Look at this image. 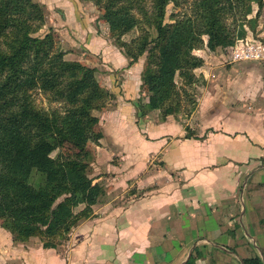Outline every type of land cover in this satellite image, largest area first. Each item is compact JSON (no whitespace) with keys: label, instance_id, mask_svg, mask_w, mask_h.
Segmentation results:
<instances>
[{"label":"crops","instance_id":"0c3cea01","mask_svg":"<svg viewBox=\"0 0 264 264\" xmlns=\"http://www.w3.org/2000/svg\"><path fill=\"white\" fill-rule=\"evenodd\" d=\"M43 1L60 9L69 29L58 31L71 40L81 28L78 0ZM203 72L224 74L197 111L204 135L187 139L173 116L135 131L125 114L105 113L97 159L120 173L94 179L107 194L93 216L55 249L34 238L15 242L0 226V264H243L264 257V67L240 77L234 67Z\"/></svg>","mask_w":264,"mask_h":264},{"label":"trees","instance_id":"16d2710c","mask_svg":"<svg viewBox=\"0 0 264 264\" xmlns=\"http://www.w3.org/2000/svg\"><path fill=\"white\" fill-rule=\"evenodd\" d=\"M149 1L150 10L145 0H95L132 63L147 56L142 87L148 102H139L140 117L161 111L165 121L182 111L188 93L180 82L185 87L196 82L193 72L204 62L194 51L203 47V37L210 49L233 47L247 32L240 26L236 35L227 17L244 7L249 15L252 4L264 0H194L191 14L181 20L171 16L170 23L166 10L177 0ZM44 23V7L33 0H0V226L15 242L37 238L55 249L93 216L105 196L103 186L85 178V167L92 155L89 145L99 146L103 139L93 112L103 109L108 94L97 70L65 59L54 30L35 36ZM143 23L154 36L123 40ZM35 91L50 95L63 111L38 109ZM186 132L187 139L194 137ZM244 263L264 264L260 257Z\"/></svg>","mask_w":264,"mask_h":264},{"label":"rangeland","instance_id":"374dc122","mask_svg":"<svg viewBox=\"0 0 264 264\" xmlns=\"http://www.w3.org/2000/svg\"><path fill=\"white\" fill-rule=\"evenodd\" d=\"M33 1L42 5L45 12L44 27L35 36L44 37L51 30H54L58 47L66 53V60L81 62L85 66L97 70L96 77L101 86L107 92L108 99L106 100L103 109L100 111H94L93 115L100 119L99 128L102 133L104 132V137L106 133L105 129H102L101 120L108 113L119 111V113L125 114L124 119H122L126 122L128 128H135V131L141 129V126H146L147 129L149 126L163 122L161 111L151 112L144 118L140 117V111L138 108L139 102H148V93L142 87V75L146 67L147 56L144 55L138 60V62L132 63L131 59L125 54V50L119 47L118 42L111 35L108 25L102 20V12L97 7L95 0H78L79 14L76 15L79 19V22L77 21V23L81 28L79 30L75 27V30L77 31L70 34L72 41L69 40L65 34L61 35V31H58L59 29H69L65 27L62 22L58 13L60 9H50L48 7L49 5L42 4V2H44L43 0H41V2L39 0ZM177 2V4H171L167 7L166 23L171 22V16H175L174 20H181L184 16L191 14L194 0H177ZM144 5L147 10L151 9V1L145 0ZM226 23L235 31L236 35H238V32L240 31V26H243L247 32L246 37L237 40L235 45L231 48H216L213 50L208 46L209 38L204 36L203 47L194 51V55L204 62L201 68L193 72L196 82L193 83L191 87L182 86V82L179 84L180 88H185V90H187L188 95L183 94L182 111L173 117L176 118L177 122L182 125L186 131L189 129L188 133L193 136L204 135L203 122L201 119H198L199 116L197 111L205 106L204 96L206 95V91L210 92L214 97L213 92L216 91L213 90L216 85L215 83L221 81L224 75L217 73V75L210 74L206 77L203 72L204 67L221 66L225 72L234 67L237 69L236 74L239 77L244 71L251 67H258L260 70L264 67V61L262 60H240V58H235L234 56L236 48L238 49V47L243 45L242 42H248L249 44L261 43L264 45V1L262 5L252 4V13L249 15L246 13V7L243 9L241 8L236 14L229 15L226 19ZM81 25L84 29H82ZM148 33L153 36L155 35V31L152 29L150 30L146 24L143 23L141 28L126 35L123 40L125 42H130L134 38L140 40ZM87 45H93L92 50L95 52L98 50L99 53H92V51L87 49ZM102 49H104V51ZM256 75H258V80L260 81L262 74L256 73ZM239 77L238 79H240ZM227 79H230V76L227 77ZM204 82L205 84H203ZM227 92H231V90L227 89ZM32 99L34 105L40 110L52 112L54 110L63 109L61 104L53 102L50 95L41 93V91L33 92ZM211 106L212 105H209V107ZM130 113L134 114L132 118L130 117ZM104 142L106 143V141ZM104 142H102V145L105 144ZM110 143L112 142L108 141L109 145H111ZM96 147V144L89 145L92 155L86 162L85 178L94 181V179H99L104 176L107 178L119 176L120 171L116 168L109 170L108 167L103 168L99 165ZM112 153L114 154V157L110 160L115 164H118L121 156L118 155V152L113 151ZM53 156L55 157L56 154ZM151 159L154 161V158ZM132 190H135V187ZM106 194L107 192L105 190V195Z\"/></svg>","mask_w":264,"mask_h":264},{"label":"built area","instance_id":"2783aa9c","mask_svg":"<svg viewBox=\"0 0 264 264\" xmlns=\"http://www.w3.org/2000/svg\"><path fill=\"white\" fill-rule=\"evenodd\" d=\"M241 47L236 48L234 56L240 60H262L264 61V45L261 43L249 44L244 43Z\"/></svg>","mask_w":264,"mask_h":264},{"label":"water","instance_id":"95a60500","mask_svg":"<svg viewBox=\"0 0 264 264\" xmlns=\"http://www.w3.org/2000/svg\"><path fill=\"white\" fill-rule=\"evenodd\" d=\"M261 259H262V260H263V262H264V257H263V256L261 257ZM243 264H245V263H243Z\"/></svg>","mask_w":264,"mask_h":264}]
</instances>
